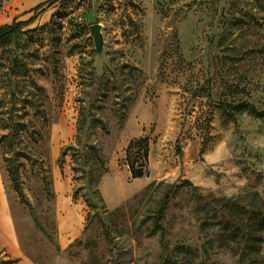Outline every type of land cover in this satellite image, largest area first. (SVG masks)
<instances>
[{
  "label": "rangeland",
  "instance_id": "rangeland-1",
  "mask_svg": "<svg viewBox=\"0 0 264 264\" xmlns=\"http://www.w3.org/2000/svg\"><path fill=\"white\" fill-rule=\"evenodd\" d=\"M17 21L0 264H264V116L236 109L264 112V0H58ZM141 138L147 175L108 208L102 178Z\"/></svg>",
  "mask_w": 264,
  "mask_h": 264
},
{
  "label": "crops",
  "instance_id": "crops-1",
  "mask_svg": "<svg viewBox=\"0 0 264 264\" xmlns=\"http://www.w3.org/2000/svg\"><path fill=\"white\" fill-rule=\"evenodd\" d=\"M50 0H0V26L10 24L14 19L32 12L35 8ZM129 172L118 167L112 168L104 175L100 184L102 200L108 208H116L125 200L130 192L141 183V179L133 180L128 185ZM134 185V188L132 186ZM133 188V189H132ZM0 220L4 217V210L0 208Z\"/></svg>",
  "mask_w": 264,
  "mask_h": 264
},
{
  "label": "trees",
  "instance_id": "trees-1",
  "mask_svg": "<svg viewBox=\"0 0 264 264\" xmlns=\"http://www.w3.org/2000/svg\"><path fill=\"white\" fill-rule=\"evenodd\" d=\"M58 0H50L49 2L38 6L33 11H38L46 6L53 5ZM22 22H18L14 19L10 24L0 26V42H4L9 37L17 34L23 27ZM238 110H244L250 112L256 118L264 116V112H258L257 109L249 103H241L236 106ZM133 157V160H129V156ZM149 147L147 138H141L138 140L131 141L126 151V158H128L126 165L130 174L131 180H139L147 175L146 167L148 165ZM163 207L159 210L158 216L155 221V227L161 230L159 221L161 220Z\"/></svg>",
  "mask_w": 264,
  "mask_h": 264
},
{
  "label": "water",
  "instance_id": "water-1",
  "mask_svg": "<svg viewBox=\"0 0 264 264\" xmlns=\"http://www.w3.org/2000/svg\"><path fill=\"white\" fill-rule=\"evenodd\" d=\"M90 35L93 38L95 50L97 54H101L103 48V38L101 35V27L99 25H93L89 28Z\"/></svg>",
  "mask_w": 264,
  "mask_h": 264
},
{
  "label": "bare ground",
  "instance_id": "bare-ground-1",
  "mask_svg": "<svg viewBox=\"0 0 264 264\" xmlns=\"http://www.w3.org/2000/svg\"><path fill=\"white\" fill-rule=\"evenodd\" d=\"M1 210V209H0Z\"/></svg>",
  "mask_w": 264,
  "mask_h": 264
}]
</instances>
